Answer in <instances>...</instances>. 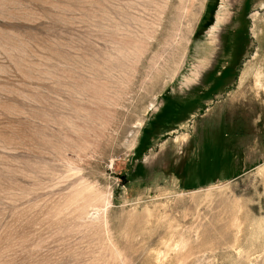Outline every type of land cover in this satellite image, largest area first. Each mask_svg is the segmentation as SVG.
I'll return each mask as SVG.
<instances>
[{
	"label": "rangeland",
	"instance_id": "1",
	"mask_svg": "<svg viewBox=\"0 0 264 264\" xmlns=\"http://www.w3.org/2000/svg\"><path fill=\"white\" fill-rule=\"evenodd\" d=\"M0 264H264V0H0Z\"/></svg>",
	"mask_w": 264,
	"mask_h": 264
}]
</instances>
